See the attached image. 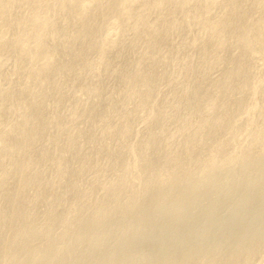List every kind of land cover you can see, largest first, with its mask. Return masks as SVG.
I'll list each match as a JSON object with an SVG mask.
<instances>
[{"label":"bare ground","instance_id":"obj_1","mask_svg":"<svg viewBox=\"0 0 264 264\" xmlns=\"http://www.w3.org/2000/svg\"><path fill=\"white\" fill-rule=\"evenodd\" d=\"M0 264H264V0H0Z\"/></svg>","mask_w":264,"mask_h":264},{"label":"rangeland","instance_id":"obj_2","mask_svg":"<svg viewBox=\"0 0 264 264\" xmlns=\"http://www.w3.org/2000/svg\"><path fill=\"white\" fill-rule=\"evenodd\" d=\"M121 56H122V55H121ZM121 56H119V57L116 56V57H118V59H115L116 57L114 58V60H116V61H114V67H115V66H116V67H117V66H121V65L124 63V56H122L123 58H122ZM121 58H122V59H121ZM119 59H121L122 61L119 60ZM117 62H118V63H117ZM119 62L122 63V64H120ZM119 64H120V65H119ZM195 70H196V69H195ZM112 74H113V71L111 70L110 73L107 75L108 77L106 76V77L102 80V83H103L102 85H103V88H104L105 91H108V90L110 89V87H108V86H111V88H112V87H113V84H115V82H116L115 79H114V81H113L114 76H110V75H112ZM111 77H112V80H111ZM104 80H105V81H104ZM108 80H109V81H108ZM106 81H108V82H106ZM112 81H113V83H112ZM104 83H105V84H104ZM109 83H110V85H109ZM106 84H107L108 86H107ZM107 88H108V89H107ZM106 89H107V90H106ZM179 96L181 97V95H178L176 99H180V98H178ZM56 184H57V180H56ZM48 190H49V191L53 190V191H52V192H54L53 196H54V195L57 196V195H56L57 192H55V189H54V188H53V189H48ZM49 191H48L47 193L50 194V196H52V192L50 193ZM56 191H57V190H56ZM70 203H71V202H70ZM254 203L258 205V203H256V202L251 203V204H250V207L253 208V209L257 207V205L255 206ZM67 205H68V204H67ZM252 205H253V206H252ZM250 207H248V208H250ZM249 210H250V209H249ZM252 212H253V211H249L248 214H247V213L243 214V215L241 216L242 219L239 217V219H238V223H242V222L244 223V220L246 221V220L251 216ZM158 214H159V213H157V216H158L159 218H161ZM245 215H247V216H245ZM244 216H245V218H243ZM243 219H244V220H243ZM256 219L258 220L259 218H256ZM239 220H240V221H239ZM161 221H162V220H161ZM161 221H160V222H161ZM164 221H165V223L162 221L163 223H161V224H166V220H164ZM184 225H185V224H183V226H184ZM183 226L181 225V226L179 227V229L176 228L175 230H174V229L171 230V233H170V234L177 233L178 230L182 229L181 227H183ZM185 226H186V225H185ZM185 226H184V227H185ZM177 229H178V230H177ZM176 230H177V232H176ZM172 231H174V232H172ZM180 231H181V230H180Z\"/></svg>","mask_w":264,"mask_h":264}]
</instances>
